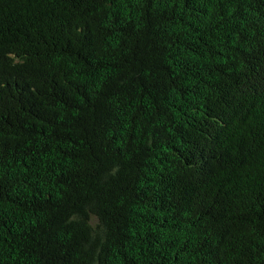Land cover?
Returning <instances> with one entry per match:
<instances>
[{
  "label": "trees",
  "instance_id": "obj_1",
  "mask_svg": "<svg viewBox=\"0 0 264 264\" xmlns=\"http://www.w3.org/2000/svg\"><path fill=\"white\" fill-rule=\"evenodd\" d=\"M0 264H264V0H0Z\"/></svg>",
  "mask_w": 264,
  "mask_h": 264
}]
</instances>
